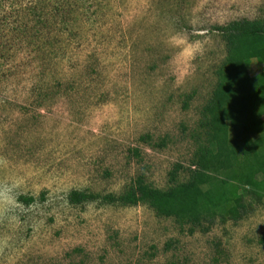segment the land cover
<instances>
[{"label":"rangeland","instance_id":"1","mask_svg":"<svg viewBox=\"0 0 264 264\" xmlns=\"http://www.w3.org/2000/svg\"><path fill=\"white\" fill-rule=\"evenodd\" d=\"M241 20L264 24V0H0V264H264V198L201 227L110 199L187 180L218 29Z\"/></svg>","mask_w":264,"mask_h":264},{"label":"trees","instance_id":"2","mask_svg":"<svg viewBox=\"0 0 264 264\" xmlns=\"http://www.w3.org/2000/svg\"><path fill=\"white\" fill-rule=\"evenodd\" d=\"M218 30L226 57L202 109L203 142L192 155L187 180L177 182L182 169L177 165L167 189L152 187L138 177L123 194L110 196L111 202L145 203L158 216L201 227L216 220L237 222L248 214L247 198L256 202L264 198V68L252 73L248 65L264 63V24L233 21ZM222 158H229L231 167L221 169ZM96 198L73 190L68 200L81 205ZM19 200L29 205L34 199L21 196Z\"/></svg>","mask_w":264,"mask_h":264},{"label":"clouds","instance_id":"3","mask_svg":"<svg viewBox=\"0 0 264 264\" xmlns=\"http://www.w3.org/2000/svg\"><path fill=\"white\" fill-rule=\"evenodd\" d=\"M191 49V55H195L201 50L200 47H198L197 43H194L191 46ZM10 191V189H5V192L3 193V205L5 211L10 210L14 207V199L8 194Z\"/></svg>","mask_w":264,"mask_h":264}]
</instances>
